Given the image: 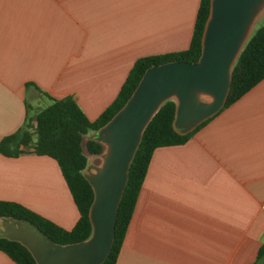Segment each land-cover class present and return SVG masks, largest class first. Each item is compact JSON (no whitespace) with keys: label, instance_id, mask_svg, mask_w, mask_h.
Here are the masks:
<instances>
[{"label":"crops","instance_id":"obj_1","mask_svg":"<svg viewBox=\"0 0 264 264\" xmlns=\"http://www.w3.org/2000/svg\"><path fill=\"white\" fill-rule=\"evenodd\" d=\"M200 1L0 0V140L51 103L40 92L94 121L137 60L188 49ZM0 201L64 230L79 218L46 156L0 154ZM263 205L264 78L187 142L153 150L115 264H253ZM0 264L16 263L0 251Z\"/></svg>","mask_w":264,"mask_h":264},{"label":"water","instance_id":"obj_2","mask_svg":"<svg viewBox=\"0 0 264 264\" xmlns=\"http://www.w3.org/2000/svg\"><path fill=\"white\" fill-rule=\"evenodd\" d=\"M263 6L264 0H210L199 58L147 68L125 104L86 136L104 147L100 165L87 164L83 171L93 192L88 239L57 244L31 223L4 217H0V239L22 245L35 264H102L112 248L118 207L145 127L170 100L175 103L172 127L180 135L222 110L232 68Z\"/></svg>","mask_w":264,"mask_h":264},{"label":"trees","instance_id":"obj_3","mask_svg":"<svg viewBox=\"0 0 264 264\" xmlns=\"http://www.w3.org/2000/svg\"><path fill=\"white\" fill-rule=\"evenodd\" d=\"M209 8L210 0L200 1L187 50L137 60L115 100L92 122L87 120L72 97L53 99L40 92L48 97L51 103L36 114L33 131L28 120L22 128L3 137L0 140V154L16 158L24 153H32L53 159L71 194L79 218L71 230H64L18 204L5 201H0V217L25 220L36 226L54 243L61 245L88 239L91 234L88 211L93 200V192L83 176V171L88 164L87 155L99 156L104 147L86 139V136L105 125L125 104L147 68L172 61L194 62L199 58L202 32ZM263 78L264 25L250 36L232 68L230 89L222 110L237 101ZM174 110L173 101L165 102L143 131L129 167L127 183L118 207L112 248L102 264H115L153 150L161 146L187 142L208 121H204L190 133L180 135L172 127ZM0 251L16 264H35L28 251L17 242L0 239ZM253 264H264V243L259 247Z\"/></svg>","mask_w":264,"mask_h":264},{"label":"rangeland","instance_id":"obj_4","mask_svg":"<svg viewBox=\"0 0 264 264\" xmlns=\"http://www.w3.org/2000/svg\"><path fill=\"white\" fill-rule=\"evenodd\" d=\"M264 25V6L262 7V9L260 10V12L258 13V15L256 16L253 26H252V30L251 32L253 33L257 28H259L260 26ZM47 105H49V102L46 99H41L40 103L38 104V107L34 109L30 112V115H32L34 117L35 113H37L38 111H40L41 109L47 107ZM31 127V131H33V126H34V122L30 123ZM33 140L35 139V136L33 135ZM87 139V138H86ZM84 139V141L86 140ZM84 146V143H83ZM85 150V148H84ZM86 153V151H85ZM88 156V164L90 165H94V166H98L101 163V159L99 156Z\"/></svg>","mask_w":264,"mask_h":264},{"label":"built area","instance_id":"obj_5","mask_svg":"<svg viewBox=\"0 0 264 264\" xmlns=\"http://www.w3.org/2000/svg\"><path fill=\"white\" fill-rule=\"evenodd\" d=\"M262 209H264V205L262 206Z\"/></svg>","mask_w":264,"mask_h":264}]
</instances>
